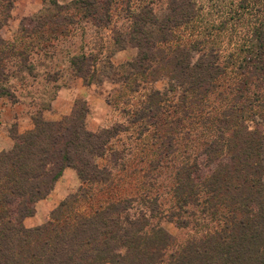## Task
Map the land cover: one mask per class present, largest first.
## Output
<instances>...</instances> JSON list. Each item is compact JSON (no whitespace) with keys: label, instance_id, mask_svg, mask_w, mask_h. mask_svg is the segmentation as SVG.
<instances>
[{"label":"trees","instance_id":"16d2710c","mask_svg":"<svg viewBox=\"0 0 264 264\" xmlns=\"http://www.w3.org/2000/svg\"><path fill=\"white\" fill-rule=\"evenodd\" d=\"M117 1L60 4L51 0L52 11L48 8L45 16L22 20L27 44L23 41L19 49L10 46L6 51L8 43L0 36V98L12 105L20 103L2 87L11 76L6 70L13 64L14 53L23 56L37 48L35 39L45 32L54 40L58 34H66L68 26L81 22L91 23L97 33L110 29L112 5ZM135 1L141 0L126 4L129 29L112 27L115 49L136 51L131 61L120 66L121 75L111 61L102 64L98 56L84 54V48L70 61L74 73L85 84L100 86L102 81L96 80L100 69L110 83L134 94L141 87L146 89L159 63L173 57L176 84L165 94L159 90L144 94L142 101L130 104L136 105L134 111L124 112L132 111V124L149 123L164 101L179 100L193 114L203 115L206 128L216 129L214 134L177 170L175 203L162 209L147 190L136 199L135 191L144 184L135 180L128 182L132 194L123 197L122 180L113 176L108 165L99 164L108 159L113 167L120 165L119 153L108 146L127 128L117 125L89 132L86 103L59 122L45 121L42 109L36 111L32 117L35 130L20 134L13 126L14 145L0 153V264H264V73L251 95L249 89H238L234 95L235 89L221 88L213 82L221 71L217 55L206 62L202 54L192 63L189 52L177 47L173 28L185 18L188 3L176 2L172 9L177 15L160 18L153 4L141 1L133 7ZM13 7V0L0 2V30L8 24ZM250 85L253 83L244 82L245 88ZM214 91L222 94L210 103L208 97ZM124 165L122 170H127ZM68 167L77 170L87 188L62 201L48 223L26 228L25 218L33 215L36 203L53 190ZM134 201L142 207L132 214ZM183 215L189 219H182ZM165 218L182 229L199 226L205 219L213 226L179 246L162 228Z\"/></svg>","mask_w":264,"mask_h":264},{"label":"rangeland","instance_id":"374dc122","mask_svg":"<svg viewBox=\"0 0 264 264\" xmlns=\"http://www.w3.org/2000/svg\"><path fill=\"white\" fill-rule=\"evenodd\" d=\"M6 1L0 0L4 4ZM50 1L46 0L45 4L43 1L41 10L34 16H45L48 8L52 11ZM60 1L58 0L60 4L69 3L67 0ZM128 1L132 2L133 0H119L116 2L117 4L112 5V27L114 26L118 30L127 31L131 25L126 12ZM141 1L153 4L155 13L160 18H164L166 15L169 18L176 16L177 14H174V9H172L177 4L176 2H182L183 5L188 3L185 18L173 28V36L178 40V49L184 47V50L189 52L192 63H195L204 54L206 62L210 60L211 55H217L218 61H216L221 67V71L213 82L223 89H228V87L229 90L235 89L234 95L238 93V89L241 91L249 89L248 94L250 95L254 93L256 82H259L258 79H260L259 75L264 73V0ZM141 1L133 2L132 6H139ZM23 19L12 24L8 29H5L4 26L2 31L0 30L1 38L8 43L5 45L6 51L10 50V46H14L16 50L19 49L20 42L24 41L25 44L29 42L25 40V35L21 32L20 25ZM80 24V26H68L66 34H58L57 39L54 40L49 33L45 32L44 38L41 35L35 39V42L39 43L36 49L28 50L23 56L14 53L13 64H8L10 69L6 70L11 76L8 81L2 82V87L13 93L20 103L12 105L6 98H0L1 149L4 146L3 138L11 137L10 132L13 126L20 134L35 130L32 117L40 109H42L43 119L48 122H59L70 117L73 111L84 103L89 109L86 99L75 98L71 106L72 111L68 115L56 121L47 120L44 117L46 113H55V103L59 91L72 87L74 79L78 77L74 73L70 61L73 56L79 55L83 48L84 54L92 53L98 56L102 60V64L111 61L114 66L119 68V75L122 73L120 66L131 61L135 56L134 49H126L123 51L128 53L127 57H118L117 54L122 51L115 49L112 40V27L97 33L91 23L81 22ZM26 56H28L27 60H25ZM170 58L173 57H169V63L162 64L161 62L156 66L157 72L149 77L150 83L147 82L146 89L141 87L138 93L132 94L128 88L125 89L120 84L110 83L105 76L100 75V69L96 77V80L102 81L100 86H97L96 83L89 86L83 82L87 89L104 100L106 106L103 111L94 108L95 116L102 113L101 127L92 133L117 125L127 128V131L120 132L108 146L109 150L112 149L113 152L119 153L118 164L121 166L113 167L110 161L107 162L108 159L100 160V166L108 165L113 176L122 180V187L119 189L122 191L123 197L132 194V191L127 188L128 182L135 180L134 182L138 185L140 182L144 184L135 191L137 192L136 199L138 200L142 190H147L153 202L155 198H157V202L159 200L162 209H169L175 203L174 190L177 170L188 163L189 156L204 147L208 138L214 134L212 132L216 130L206 128L204 116L196 111L193 114V111L185 108L179 100L164 101L149 123L145 121L140 124H132V111L129 114L124 112L131 109L134 111L136 105L131 107L130 104L142 101L144 94L153 90H159L165 94L172 85L176 84L173 79L175 72L172 70L175 62ZM23 61H26L25 66ZM213 74L215 73L213 72ZM207 79L210 78L207 77ZM245 81L251 82L253 85L245 88ZM221 94L214 91L208 100L210 103H215ZM234 95L230 96V102L233 101L231 99H234ZM129 98L130 102H125ZM223 107L225 105L222 104L220 108L223 109ZM29 124L33 125V129L21 133L20 129L29 126ZM228 126L230 128L231 123ZM13 145L12 139V147ZM12 147L2 151H9ZM122 165L127 170H122ZM65 170L71 171L70 176L64 180V185L66 184L71 192L56 205H53V202L49 203L47 200L54 190V186L44 199L36 203L33 215L25 218L26 228H34L48 223L52 218V212L62 201L77 194L81 188H87L75 168L68 167ZM133 207L132 214L142 206L139 201H134ZM80 211L83 212L84 208H81ZM187 218L189 219L188 215L182 216V219L186 220ZM161 226L176 240L179 246H184L197 234L207 232L213 224L210 219H205L204 222H200L199 226L190 224L182 229L177 226L175 221L165 218Z\"/></svg>","mask_w":264,"mask_h":264},{"label":"crops","instance_id":"0c3cea01","mask_svg":"<svg viewBox=\"0 0 264 264\" xmlns=\"http://www.w3.org/2000/svg\"><path fill=\"white\" fill-rule=\"evenodd\" d=\"M67 1L70 2L72 0H67ZM13 2H14V7L11 10V18L8 22V25H5V29L10 28L12 24H16L17 22H19V20L23 18L34 16L41 10L43 5V0H13ZM127 54L128 53H126V51H122L117 55L118 57L120 56L121 58L123 57L125 58L127 57ZM75 98H84L89 103L90 112H88L87 114L86 127L87 130H89L90 132H96L101 127L100 117L102 113H99V116L98 115L95 116L94 108L96 107V109H99V111H103L105 110L106 106L104 100L98 97L97 94L92 93L91 90L87 89V87L83 83V80L78 77L74 79L72 87L63 88L62 90L59 91L55 103L56 106L55 113L54 114L46 113L44 117L47 120L56 121L61 119L63 116L68 115L72 111L71 106L73 105L72 102ZM31 129H33V125L29 124V126L25 128H21L20 132L22 133ZM3 141H4V146L2 147V149L0 147L1 149L0 151L8 150L10 147H12V139L10 136L3 138ZM70 174H71L70 170H65L63 176L56 183L54 190L49 195V199L47 200L49 203L53 202V205L54 204L56 205L59 201L64 199L71 192L68 186L66 184L64 185L65 178L70 176Z\"/></svg>","mask_w":264,"mask_h":264}]
</instances>
